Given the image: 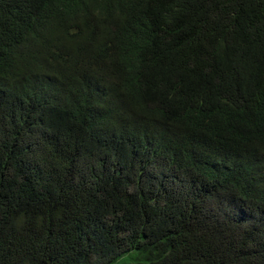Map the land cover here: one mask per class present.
Here are the masks:
<instances>
[{"label":"trees","instance_id":"trees-1","mask_svg":"<svg viewBox=\"0 0 264 264\" xmlns=\"http://www.w3.org/2000/svg\"><path fill=\"white\" fill-rule=\"evenodd\" d=\"M0 264H264V0H0Z\"/></svg>","mask_w":264,"mask_h":264},{"label":"clouds","instance_id":"clouds-1","mask_svg":"<svg viewBox=\"0 0 264 264\" xmlns=\"http://www.w3.org/2000/svg\"><path fill=\"white\" fill-rule=\"evenodd\" d=\"M134 140H129L124 143L126 149L132 147ZM123 144L115 142L109 148V153L114 154L117 151L125 150L122 147ZM123 152V151H121ZM137 176L141 184V187H153L159 179H162L157 168L152 166L149 161L138 155L137 157ZM198 182L197 191L186 197L185 192L177 195L175 198L167 201L168 211L172 212H182L186 219H196L204 220L205 223L207 219L211 217H223L226 209L215 210V206L219 203H228L230 205V219H236L240 216L241 212L246 211L248 208L255 205L254 200L246 201L243 200L239 202L238 198L234 194L229 192H222L215 194V187L211 184L204 185L202 182ZM246 222L252 217V214L243 215ZM201 223V224H202Z\"/></svg>","mask_w":264,"mask_h":264}]
</instances>
